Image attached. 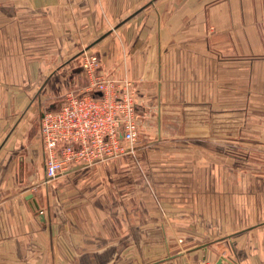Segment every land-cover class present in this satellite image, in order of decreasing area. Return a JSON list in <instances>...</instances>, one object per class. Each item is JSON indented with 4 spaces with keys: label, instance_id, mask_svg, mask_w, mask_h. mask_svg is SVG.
<instances>
[{
    "label": "crops",
    "instance_id": "1",
    "mask_svg": "<svg viewBox=\"0 0 264 264\" xmlns=\"http://www.w3.org/2000/svg\"><path fill=\"white\" fill-rule=\"evenodd\" d=\"M83 51L137 82L145 146L48 180ZM203 258L264 264V0H0V264Z\"/></svg>",
    "mask_w": 264,
    "mask_h": 264
},
{
    "label": "built area",
    "instance_id": "2",
    "mask_svg": "<svg viewBox=\"0 0 264 264\" xmlns=\"http://www.w3.org/2000/svg\"><path fill=\"white\" fill-rule=\"evenodd\" d=\"M81 63L89 89L97 94L68 93L59 109L45 110L40 126L48 180L73 166L132 154L142 145L145 124L138 110L137 82L100 72L98 57L87 51L81 53ZM200 264L215 263L203 258Z\"/></svg>",
    "mask_w": 264,
    "mask_h": 264
},
{
    "label": "rangeland",
    "instance_id": "3",
    "mask_svg": "<svg viewBox=\"0 0 264 264\" xmlns=\"http://www.w3.org/2000/svg\"><path fill=\"white\" fill-rule=\"evenodd\" d=\"M144 143H145V140L141 142L142 145H143ZM143 146H145V145H143ZM140 159H141V158H140Z\"/></svg>",
    "mask_w": 264,
    "mask_h": 264
},
{
    "label": "water",
    "instance_id": "4",
    "mask_svg": "<svg viewBox=\"0 0 264 264\" xmlns=\"http://www.w3.org/2000/svg\"><path fill=\"white\" fill-rule=\"evenodd\" d=\"M37 205V204H36ZM38 206V205H37ZM216 264H221V261H218Z\"/></svg>",
    "mask_w": 264,
    "mask_h": 264
}]
</instances>
